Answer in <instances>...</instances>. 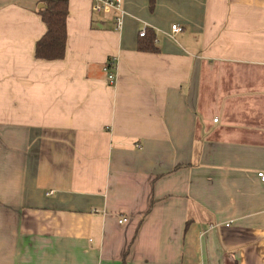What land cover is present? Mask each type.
Instances as JSON below:
<instances>
[{
    "label": "crops",
    "instance_id": "obj_1",
    "mask_svg": "<svg viewBox=\"0 0 264 264\" xmlns=\"http://www.w3.org/2000/svg\"><path fill=\"white\" fill-rule=\"evenodd\" d=\"M39 1L0 0V264H264V0H67L55 60Z\"/></svg>",
    "mask_w": 264,
    "mask_h": 264
},
{
    "label": "trees",
    "instance_id": "obj_2",
    "mask_svg": "<svg viewBox=\"0 0 264 264\" xmlns=\"http://www.w3.org/2000/svg\"><path fill=\"white\" fill-rule=\"evenodd\" d=\"M41 7L36 13L40 16L46 29L36 41L34 55L38 59H62L65 55L67 0H40ZM146 28V33L138 41V50L153 52V33Z\"/></svg>",
    "mask_w": 264,
    "mask_h": 264
},
{
    "label": "built area",
    "instance_id": "obj_3",
    "mask_svg": "<svg viewBox=\"0 0 264 264\" xmlns=\"http://www.w3.org/2000/svg\"><path fill=\"white\" fill-rule=\"evenodd\" d=\"M91 8L93 11L97 13H108L111 14L113 21H114V27L115 29L119 30L122 27L123 23V4L122 0H91ZM182 30V27L178 24L171 25V31L172 32H180ZM146 33V29L142 28L138 35L140 37H143ZM115 67V61L114 59H107V61L104 64V70L107 73V81L110 84L114 83V75L112 73V70ZM217 118H214V121H216ZM257 177L259 180L264 184V171H258ZM122 220H119L121 222Z\"/></svg>",
    "mask_w": 264,
    "mask_h": 264
},
{
    "label": "water",
    "instance_id": "obj_4",
    "mask_svg": "<svg viewBox=\"0 0 264 264\" xmlns=\"http://www.w3.org/2000/svg\"><path fill=\"white\" fill-rule=\"evenodd\" d=\"M42 6V4H39V7H41Z\"/></svg>",
    "mask_w": 264,
    "mask_h": 264
}]
</instances>
